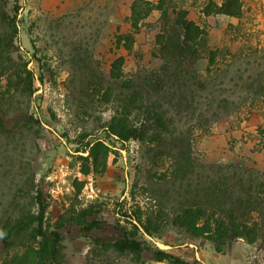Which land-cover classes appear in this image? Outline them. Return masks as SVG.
Returning <instances> with one entry per match:
<instances>
[{"label":"rangeland","instance_id":"1","mask_svg":"<svg viewBox=\"0 0 264 264\" xmlns=\"http://www.w3.org/2000/svg\"><path fill=\"white\" fill-rule=\"evenodd\" d=\"M225 1L0 0V219L40 200L46 224L61 227L59 264H171L156 261L159 251L185 264H264V238L231 241L220 254L164 214L154 236L140 228L141 253L114 248L124 231L135 232L123 217L156 218L154 199L163 195L167 207L196 197V181H169V156L179 151L194 161L191 178L204 165L244 173L262 202L249 206L264 210V0H239L240 17L207 14ZM136 3L151 10L137 30ZM182 17L204 31L205 46L194 66L166 68L159 36ZM27 69L42 82L30 88ZM136 91L143 96L132 104ZM142 99L167 114L165 133L145 129L157 144L108 142L107 159L77 144L104 138L114 118L140 127ZM19 250L0 244V264Z\"/></svg>","mask_w":264,"mask_h":264},{"label":"trees","instance_id":"2","mask_svg":"<svg viewBox=\"0 0 264 264\" xmlns=\"http://www.w3.org/2000/svg\"><path fill=\"white\" fill-rule=\"evenodd\" d=\"M214 6L207 8L208 15L218 14L240 17L242 14L239 0H226L222 6ZM150 12L151 10L144 13V10L137 3L134 5L132 22L136 30L139 23L146 19ZM16 28L15 34L18 35L19 32ZM164 32L163 35L159 36V45L163 59L166 62V68L173 63H176L179 68L180 66H186L187 63L194 66L199 59L200 50L205 46L204 31L200 30L193 22H189L182 17L176 20L175 27L170 31L165 29ZM16 35L12 36V42ZM128 40L130 43L133 42L130 38ZM3 42L4 38L0 36V56ZM215 56V53H211L213 60ZM26 72L30 88L36 80L42 82V79L37 78L32 70L27 69ZM202 86L204 87V85ZM136 92L132 104H137L139 96H143V91ZM138 108L147 114V121H143L144 123L140 127L131 124L129 121L114 118L111 124L104 128L102 133L105 135L104 138H95L96 141H88L89 136H81L77 144L84 146L85 151L91 152V155L102 150L105 159H107L110 148L108 142L113 141L124 146L128 145L131 140L148 145L157 144L160 141L158 137L147 139V131L149 130L147 125L153 124L159 132L165 133L167 130V114L153 111L145 104L143 99ZM158 154L161 153H157V156ZM94 158L98 160L99 156L94 155ZM169 159L172 163L169 181H172V183L196 181L198 190L196 197L182 199L167 207L164 203L165 195H163L154 199L157 200L155 206L157 207L156 218H147L143 221L142 217H135V219H130V215L123 217L127 224L132 225L135 232L124 231V238L116 242L114 248L121 252L141 253L142 243L135 239L140 233V228L143 235L154 236V234H157L154 219L162 218L163 214L170 219L169 224L182 230L186 236L195 240L210 242L214 250L220 254H224L226 246L231 241L243 239L248 244L253 245L260 238H264V210L258 207L257 209L250 207L253 204L261 206L262 202L257 199L253 200L254 197L251 192L254 185L250 180L247 183L244 182V173H229L221 166L208 167L204 165V170L197 173L192 179L191 176L195 174L194 161L188 153L179 151V153L169 156ZM261 183L264 187V181H261ZM246 187L249 189H246ZM37 206H40L38 211L35 209ZM255 212L259 213L258 217L261 225L254 221L253 213ZM45 213L46 206L39 200L38 203H33V208L27 212L21 210L0 219V244L6 250L20 249L12 260L13 264H59L64 250L63 237L60 232L61 227L51 229L46 224ZM98 225L99 221L95 220L87 223L86 229L91 231L98 228ZM156 261L185 264L181 259L163 251L157 253Z\"/></svg>","mask_w":264,"mask_h":264},{"label":"water","instance_id":"3","mask_svg":"<svg viewBox=\"0 0 264 264\" xmlns=\"http://www.w3.org/2000/svg\"><path fill=\"white\" fill-rule=\"evenodd\" d=\"M164 247L163 246H161V249H163Z\"/></svg>","mask_w":264,"mask_h":264}]
</instances>
